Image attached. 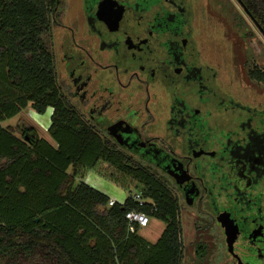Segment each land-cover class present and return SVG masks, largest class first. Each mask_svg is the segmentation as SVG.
I'll list each match as a JSON object with an SVG mask.
<instances>
[{"label": "flooded vegetation", "instance_id": "obj_1", "mask_svg": "<svg viewBox=\"0 0 264 264\" xmlns=\"http://www.w3.org/2000/svg\"><path fill=\"white\" fill-rule=\"evenodd\" d=\"M79 4L66 22L57 10L49 35L55 61L62 54L65 79L58 78V86L66 103L102 140H113L168 179L181 207L196 212L203 230L211 227L209 234L220 240L221 264H264V104L258 93L264 82L253 75L258 68L248 72L250 84L244 81L253 94L248 101L221 88L217 59L204 57L195 32L192 0ZM174 163L183 165L188 181L179 179ZM195 251L199 257L204 247Z\"/></svg>", "mask_w": 264, "mask_h": 264}, {"label": "trees", "instance_id": "obj_2", "mask_svg": "<svg viewBox=\"0 0 264 264\" xmlns=\"http://www.w3.org/2000/svg\"><path fill=\"white\" fill-rule=\"evenodd\" d=\"M61 1L0 0V80L7 85L0 88V263L184 264L178 192L141 159L102 140L59 90L47 38ZM238 1L264 35V0ZM253 75L264 82L261 71ZM29 105L38 114L53 109L48 132L56 146L31 127L20 139L1 125ZM100 161L138 182L148 203L139 207L129 197L109 207L105 194L75 184L76 169ZM132 210L166 224L156 244L140 238L138 227L129 232Z\"/></svg>", "mask_w": 264, "mask_h": 264}, {"label": "rangeland", "instance_id": "obj_3", "mask_svg": "<svg viewBox=\"0 0 264 264\" xmlns=\"http://www.w3.org/2000/svg\"><path fill=\"white\" fill-rule=\"evenodd\" d=\"M192 2L195 32L201 49L206 48L204 57L207 58L210 54L217 59L216 65L220 73L219 85L236 100L248 101L246 98L253 95L249 87H244L245 82L250 84L248 72H251L253 67H257L264 74V35L237 0H198V2L192 0ZM79 10V0H62L59 11L63 18L59 13L58 20L66 22L69 13ZM47 41L50 45L49 37ZM61 55L56 59V67L58 78L63 81L65 75L60 64ZM1 69L0 65V76H2ZM1 86L7 89V85L0 80V88ZM258 93L262 95L261 100L264 104V83L258 85ZM52 114V108H48L44 114H38L29 105L1 125L4 129L11 128L20 139H22L21 131L31 127L40 138L56 146L48 132ZM76 171V185L85 183L119 204H123L141 190L138 182L124 176L113 166L102 161L93 169L78 168ZM71 172L72 168L69 170V173ZM179 220L184 252L183 263L221 264L222 254H217L220 240L209 234L211 227L203 230L206 225L204 220L185 204L179 211ZM165 228L164 222L150 219L149 226L140 229L138 236L150 244H156ZM200 245L204 247V251H199V257H197L195 249Z\"/></svg>", "mask_w": 264, "mask_h": 264}, {"label": "built area", "instance_id": "obj_4", "mask_svg": "<svg viewBox=\"0 0 264 264\" xmlns=\"http://www.w3.org/2000/svg\"><path fill=\"white\" fill-rule=\"evenodd\" d=\"M132 200L138 204L139 207H144L148 201L144 199L140 193H135L131 196ZM116 202L110 200L109 205L114 206ZM125 219L129 225V232L136 233V227L139 229L147 228L150 224V217L141 211H128L125 215Z\"/></svg>", "mask_w": 264, "mask_h": 264}, {"label": "water", "instance_id": "obj_5", "mask_svg": "<svg viewBox=\"0 0 264 264\" xmlns=\"http://www.w3.org/2000/svg\"><path fill=\"white\" fill-rule=\"evenodd\" d=\"M242 6V5H241ZM243 7V6H242ZM244 8V7H243ZM260 29V28H259ZM260 31H261V29H260ZM262 32V31H261ZM118 142L121 144V145H124V143L123 142H121L120 140H118ZM174 165V169H175V171H176V173L178 172V175L180 176V178L179 179H184V180H189L188 179V177H187V175L184 173V171H183V165H181V164H178V165H176L175 163L173 164ZM181 185H183V183L182 182H179ZM194 188V187H193ZM193 191V190H192ZM191 191V192H192ZM191 194V193H190ZM190 194L188 195V196H186V198L187 199H189L191 196H190ZM191 203V202H190ZM191 205V204H190ZM223 221V222H222ZM221 222H222V226H223V228H224V232H226L227 231V224H228V221L227 220H223V218L221 219ZM231 242H235L236 243V241H234V238L232 239V240H230ZM228 250H230V244H229V247H228ZM239 263L238 264H243V262L239 259V261H238Z\"/></svg>", "mask_w": 264, "mask_h": 264}, {"label": "crops", "instance_id": "obj_6", "mask_svg": "<svg viewBox=\"0 0 264 264\" xmlns=\"http://www.w3.org/2000/svg\"><path fill=\"white\" fill-rule=\"evenodd\" d=\"M110 199V198H109ZM111 200V199H110Z\"/></svg>", "mask_w": 264, "mask_h": 264}]
</instances>
